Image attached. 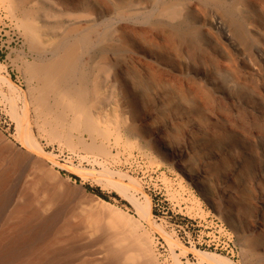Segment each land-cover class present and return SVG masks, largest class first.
I'll use <instances>...</instances> for the list:
<instances>
[{
    "label": "bare ground",
    "instance_id": "1",
    "mask_svg": "<svg viewBox=\"0 0 264 264\" xmlns=\"http://www.w3.org/2000/svg\"><path fill=\"white\" fill-rule=\"evenodd\" d=\"M14 1L27 20V30L37 32L47 44L45 53L52 56L54 69L50 80L64 85L67 91L76 86L92 89L90 109L97 116V124H104L101 115L107 112L102 107L105 92L119 95L122 110L133 117L138 116L141 106L149 100L158 113L167 116V149L183 144L187 153H194L200 160L209 155L230 167L226 203L231 210L224 212L225 217L257 264H264V194L259 196V209L254 215L249 195L256 186L250 178L252 161L257 155L252 141L259 133L247 131L245 115L249 109L258 115L264 113L263 79L255 69L260 86L253 83L256 87L251 88L244 73L233 65L228 48L217 46L219 40L200 16L205 9L225 7L233 18L227 41L237 46V39L247 43L260 40L259 51L264 56V0ZM34 16L38 27L33 23ZM192 56L207 66L200 77L192 75L185 66L187 62L184 64ZM230 104L240 110L236 113L227 110L225 105ZM145 127L143 123L135 129L132 126L131 132L138 136ZM22 133L21 146L30 154L65 167L83 180L99 175L90 169L59 164L34 137L30 135L28 142ZM161 140L164 141L163 137ZM9 175V170L0 174V209L11 201L10 195L4 193ZM121 177L123 181L127 179ZM127 180L129 183L119 180L115 184L130 194L140 191L135 180L130 177ZM134 197L130 198L140 216L149 218L150 199L140 203ZM60 198L55 192L51 201ZM93 201L95 213H103L104 207L114 208L104 200ZM117 210L118 222L115 217L106 222V227L114 232V245L103 252L85 254L87 258H84L78 253L85 246H77L73 234L63 235L77 226L70 221L59 225L62 209L43 215L19 205L13 214L23 224L0 234V264H76L77 261L78 264H157L151 240L121 224L120 219L124 221L125 215ZM48 239L52 245L43 250ZM101 239H94L93 243ZM194 252L200 264L227 262L225 257L213 252L199 249Z\"/></svg>",
    "mask_w": 264,
    "mask_h": 264
},
{
    "label": "rangeland",
    "instance_id": "2",
    "mask_svg": "<svg viewBox=\"0 0 264 264\" xmlns=\"http://www.w3.org/2000/svg\"><path fill=\"white\" fill-rule=\"evenodd\" d=\"M200 16L219 40L217 46L228 48L233 65L244 73L251 88L256 87L254 84L260 86L259 75L254 70L261 72L264 93L261 41L247 43L237 39V46H232L226 34L230 24L233 25V18L223 6L205 9ZM33 23L38 27L36 16ZM26 24L14 0H0V139L29 153L21 146L22 130L24 140L29 142L30 135L34 137L59 164L90 169L99 175L83 180L65 167L29 153L37 161L31 172L23 179L19 173H10L6 181L4 193L10 195L11 201L0 209V234L22 226L19 216L13 214L19 205L43 215L60 208L63 215L59 225L70 221L77 226L63 235L73 234L74 243L85 246L78 255L87 258L85 254L103 252L114 245V232L106 227V222L112 217L118 222L119 209L125 215L122 216L124 221L120 219L121 224L151 240L157 264H200L194 249L219 254L227 259L225 264H257L224 214L231 210L226 203L230 167L209 155L200 160L194 153H187L183 144L167 149V116L158 113L149 100L134 118L122 110L119 95L105 92L102 107L107 112L101 115L104 124H97V116L90 109L92 89L76 86L67 91L64 85L51 81L53 58L45 53L47 44L37 32H29ZM185 63L189 72L197 77L202 76L207 67L193 56ZM225 107L233 113L240 110L233 104ZM245 115L247 131L259 133L252 141L257 155L251 160L250 173L251 180L256 182L249 193L254 215L259 209V196L264 194V113L258 115L249 109ZM141 123L146 127L137 136L131 128H138ZM3 171L0 170V174ZM121 176L135 180L140 193L130 191V194L117 187L115 183L123 181ZM127 179L123 183H129ZM78 186L86 188V193ZM91 189H99L108 200ZM55 192L61 198L52 202ZM132 195L140 203L150 199L149 218L140 216L131 201ZM94 198L114 208L104 207L103 213H95L92 210ZM97 238L102 239L93 243ZM46 241L43 250L52 245L51 240Z\"/></svg>",
    "mask_w": 264,
    "mask_h": 264
},
{
    "label": "water",
    "instance_id": "3",
    "mask_svg": "<svg viewBox=\"0 0 264 264\" xmlns=\"http://www.w3.org/2000/svg\"><path fill=\"white\" fill-rule=\"evenodd\" d=\"M0 152L2 153V160L0 162V170H9L12 173H19L20 179H23L31 172L34 164L37 163L35 158L24 151L17 145L0 139ZM19 159L16 162L14 159ZM82 193H86L87 189L83 186H78Z\"/></svg>",
    "mask_w": 264,
    "mask_h": 264
},
{
    "label": "trees",
    "instance_id": "4",
    "mask_svg": "<svg viewBox=\"0 0 264 264\" xmlns=\"http://www.w3.org/2000/svg\"><path fill=\"white\" fill-rule=\"evenodd\" d=\"M93 192H95L97 195H99L104 200H108L107 196L102 194L99 189H91Z\"/></svg>",
    "mask_w": 264,
    "mask_h": 264
}]
</instances>
